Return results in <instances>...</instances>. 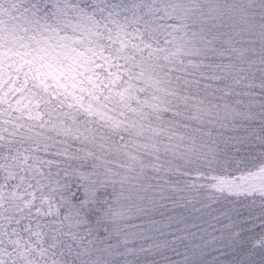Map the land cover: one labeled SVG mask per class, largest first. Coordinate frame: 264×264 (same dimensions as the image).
<instances>
[{
    "label": "snow or ice",
    "instance_id": "obj_1",
    "mask_svg": "<svg viewBox=\"0 0 264 264\" xmlns=\"http://www.w3.org/2000/svg\"><path fill=\"white\" fill-rule=\"evenodd\" d=\"M0 264H264V0H0Z\"/></svg>",
    "mask_w": 264,
    "mask_h": 264
}]
</instances>
